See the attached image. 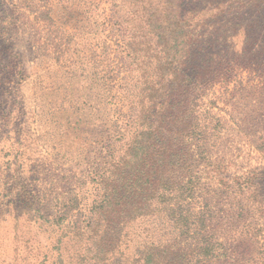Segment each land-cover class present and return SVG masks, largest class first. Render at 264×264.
I'll return each mask as SVG.
<instances>
[{
    "label": "rangeland",
    "instance_id": "374dc122",
    "mask_svg": "<svg viewBox=\"0 0 264 264\" xmlns=\"http://www.w3.org/2000/svg\"><path fill=\"white\" fill-rule=\"evenodd\" d=\"M49 1L67 41L57 59L58 51L46 55V25L34 19L32 1L0 0V264H79L81 243L64 224L47 222L67 198L77 197L80 207L89 202L109 129L120 108L135 107V91L116 93L119 101L111 106L104 86L102 51L116 47L104 22L110 1ZM116 5L131 27L139 22L132 0ZM183 7L196 33L185 79L192 78L190 64L215 72L198 97V120L208 124L202 154L183 176L195 182L192 197L186 195L194 205L189 217L203 210V233L222 244L226 254L210 264H264V57L258 53L264 50V0H184ZM123 75L128 71L120 70ZM135 124L128 123L130 130ZM165 222L160 206L124 223L130 263H139L143 246L131 233L164 239ZM183 230L189 234L170 236L179 264L193 237ZM92 255L97 262L99 255Z\"/></svg>",
    "mask_w": 264,
    "mask_h": 264
},
{
    "label": "trees",
    "instance_id": "16d2710c",
    "mask_svg": "<svg viewBox=\"0 0 264 264\" xmlns=\"http://www.w3.org/2000/svg\"><path fill=\"white\" fill-rule=\"evenodd\" d=\"M29 1L34 19L46 25L42 37L46 55L58 51L56 59L60 58V46L67 41L59 35L63 29L56 26L51 15L53 1L36 0L39 8ZM109 1L111 7L104 22L110 35L115 36L116 47L111 49L107 44L106 51H102L107 52L108 60L104 86L110 104L112 100L119 101L116 93L135 91V107L127 113L121 108L118 112L117 106L111 109L112 114H118L115 126L109 129L103 162L94 171L89 202L80 207L77 197L67 198L57 204L56 215L47 223L56 227L64 224L70 237L81 243L79 264H117V260L132 264L127 253L132 239H125L128 231L121 232L124 223L157 212L161 206L164 228H169L165 231L167 237L158 238L151 232L144 237L131 233L143 238L137 264H179L180 258L172 260V243L174 238L189 234L183 227L190 229L193 236L187 241L185 264H210L226 253L221 243L203 233V210L189 217L194 205L186 201V195L192 197L195 182L184 181L183 176L190 170L192 158L202 154L208 124L198 120V97L212 86L215 72L210 67L199 70L190 64L192 78L189 82L185 79L189 69L186 60L196 33L190 15H185L188 12L183 7L184 0H132L139 20L133 27L119 13L117 0ZM258 53L264 57L263 49ZM120 70L128 71V75L120 77ZM129 80L132 83L128 84ZM134 120L135 127L130 130L128 123ZM175 166L177 172L173 173ZM172 215L176 217L173 222L169 219ZM61 241L62 236L57 243ZM93 251L99 255L97 262Z\"/></svg>",
    "mask_w": 264,
    "mask_h": 264
}]
</instances>
